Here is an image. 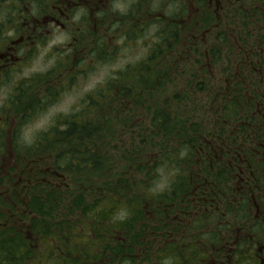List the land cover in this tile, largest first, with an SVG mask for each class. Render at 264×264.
<instances>
[{"label": "trees", "instance_id": "trees-1", "mask_svg": "<svg viewBox=\"0 0 264 264\" xmlns=\"http://www.w3.org/2000/svg\"><path fill=\"white\" fill-rule=\"evenodd\" d=\"M237 2L221 17L199 16L211 37L203 49L180 45L183 0L147 4L163 19L153 18L159 40L146 57L41 135L31 150L47 147L53 171L27 173L10 200L0 194L11 210L0 213V264H192L204 241L220 244V221L246 219L252 193L264 200V0ZM120 133L128 139L112 152L106 138ZM204 198L223 213L207 216ZM251 230L243 254L262 238Z\"/></svg>", "mask_w": 264, "mask_h": 264}, {"label": "rangeland", "instance_id": "rangeland-1", "mask_svg": "<svg viewBox=\"0 0 264 264\" xmlns=\"http://www.w3.org/2000/svg\"><path fill=\"white\" fill-rule=\"evenodd\" d=\"M109 1L112 2V0ZM151 1L114 0L115 9L125 16L124 18L121 16L116 18L114 14L111 17L112 12H108L109 16L100 14L101 18L94 19L97 25H94L93 33L97 34L98 39L108 41V44H100L108 54L104 58H97L94 48L89 52L95 42L90 43L85 40L84 43L90 46H86L85 50L82 47L77 48L75 52L73 46L71 49V46L66 43H59L60 37H57L37 48L35 54L27 56V61L23 67L18 69V72L11 74L8 79H2L0 106L16 96L19 99V108L18 112H10L8 108L6 110L1 108V114L3 116L10 114L12 127L14 125L17 127V123L20 125V137H17V142L11 136L16 149L9 146L6 135L2 137L3 141L0 140V145L6 147L4 151L6 155H2L0 159L2 198L10 200L9 196H12V192L8 189L10 187L14 191L18 189L12 183L20 186L25 180L27 171L21 173L22 169L27 168L31 172L30 167L33 166V168L37 167L41 173L45 171L46 174L53 171L51 163L54 156L47 147L39 152L33 149L35 154L31 150L37 138L47 132L50 127L61 126V124L56 125L58 120L62 121L70 114L78 112L84 106L83 103L89 97H94L99 89L102 90L106 82L119 70L145 58L150 44L159 40V37L155 36L156 26L152 24L159 10L156 11L157 13L147 11L149 7L147 4ZM233 1L239 3L237 2L239 0H198V2L197 0H183L188 12L186 13V25L189 26L186 28L187 31L180 45L185 49L190 44L200 45L203 49V46L211 41V37L201 28L203 22L199 16L207 18L209 14L210 17L214 15L221 17L231 10L235 4ZM98 10H107L104 0ZM261 17L259 16V19ZM120 19L123 21H119ZM256 26H261L264 30L263 21ZM69 36L71 33L67 32V43L71 41ZM58 81L61 83L58 84ZM16 86L18 89L15 88ZM127 139V134L120 133V135L112 134L106 138V141L112 152L114 146L120 148L117 151L119 152L123 149ZM26 153L27 156H24ZM11 168L12 171H10ZM159 180L153 187V189L158 188L155 189L156 191L164 189L167 178L163 176ZM1 212L11 214L10 208L0 204ZM254 212L255 209L252 213Z\"/></svg>", "mask_w": 264, "mask_h": 264}, {"label": "flooded vegetation", "instance_id": "flooded-vegetation-1", "mask_svg": "<svg viewBox=\"0 0 264 264\" xmlns=\"http://www.w3.org/2000/svg\"><path fill=\"white\" fill-rule=\"evenodd\" d=\"M102 1L103 0H0V87L3 78L8 79L11 74L18 72V69L23 67L24 63L27 61V56L35 54L37 48L47 44L53 38L60 37L59 43H66L71 46V49L73 46L75 52L77 48L82 47L85 50L86 46H90V44L84 43L85 40H88L90 43L95 42L92 44L93 46H91L89 52H91L94 47L100 46V44H108L107 40L102 38L98 39L97 34L93 33L95 29L94 25H97V21L95 22V20L101 18L100 14L109 16L108 12H112L110 13L111 17H113V14L116 18L118 16L124 18L125 16L118 13L117 9H115L114 0H112V2L104 0V6L107 5V10H98ZM158 10L159 14L155 16L154 19H163L161 8ZM119 21H123V19ZM67 32L71 33V36L68 37L71 41L68 43L66 37ZM83 32L85 33L83 34ZM259 51L263 53L264 49H260ZM257 64L259 65V61H257ZM259 69V73L263 75L264 72H262L261 68ZM60 83L61 81H58V84ZM15 88L18 89L17 86ZM27 105H29V103ZM1 108L3 110L8 108L10 112H18L19 99L15 96L0 106V140L6 135V141L9 146L15 148L14 141L17 142V137H20V125L17 123V127H14L15 125L12 127L13 124L10 114L3 116L1 114ZM11 136L15 138L13 142L11 141ZM38 138L37 140H39ZM5 149L6 147L1 144L0 159L2 155H6L4 152ZM29 162L31 163L33 161ZM26 169L27 168L22 169L21 173L25 171H27V173H32L35 169L38 170L37 167L33 168V166L30 167L31 172ZM12 170L11 168L10 171ZM43 173H45V171ZM235 177L238 178V174H236ZM239 179L244 182L243 177L239 176L233 183L236 187L234 192L237 193V195H234L231 201L235 202V206L239 204L241 198V196L238 195L239 189L242 187ZM8 185L9 184H7V186ZM12 185L18 186L14 183H12ZM249 203L250 206L248 209L250 213L246 219L242 220L243 218L240 216V220H238L233 214L229 213L227 221L219 222L220 229L218 228L217 230L221 233L222 240L220 244L215 245L209 240V245L207 246L206 241H204L201 246L203 253L199 257L200 260L192 264H264V232L261 233L262 229L264 230V200L252 193ZM204 204L207 206L205 208L207 216L216 211L218 212L220 209L221 214L223 213L224 205L218 203L217 200L213 198H204ZM199 209L200 208H198V210ZM254 209L255 212L252 213ZM198 214L199 213H196L194 210L188 213V230L194 227L193 224H191V219L194 215ZM238 216L239 214L237 217ZM259 221H262L263 225L259 224ZM206 225V228L211 226L209 227V230H211L217 224L214 226L212 224ZM253 225L255 226L257 235H261L262 238L260 239L258 237L257 240H255V246L252 252L243 254L241 242L250 241L249 243H253L255 236V233H252L251 230ZM189 234L194 235L190 232ZM247 249H249V247H247ZM142 256L143 254L140 252L139 257ZM190 256H192V254ZM142 264H146V262L144 261Z\"/></svg>", "mask_w": 264, "mask_h": 264}]
</instances>
